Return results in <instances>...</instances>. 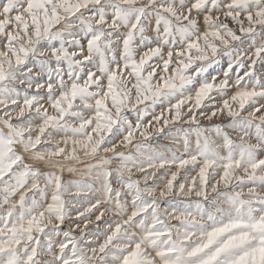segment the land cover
<instances>
[{
    "label": "snow or ice",
    "instance_id": "6c2138e0",
    "mask_svg": "<svg viewBox=\"0 0 264 264\" xmlns=\"http://www.w3.org/2000/svg\"><path fill=\"white\" fill-rule=\"evenodd\" d=\"M0 264H264V0H0Z\"/></svg>",
    "mask_w": 264,
    "mask_h": 264
},
{
    "label": "rangeland",
    "instance_id": "374dc122",
    "mask_svg": "<svg viewBox=\"0 0 264 264\" xmlns=\"http://www.w3.org/2000/svg\"><path fill=\"white\" fill-rule=\"evenodd\" d=\"M210 72H212L213 74H216V75H220V67L219 66H216L213 70H210ZM157 112H159V107H157ZM148 119H151V117H148ZM202 124H209V123H213V124H215V123H221V121H219V120H214V121H212V122H209V121H206V120H204V121H202L201 122ZM168 133V129H165V132H164V134H167ZM164 134H162V135H164ZM154 136H155V134H153ZM194 139V138H193ZM151 143L153 144V145H156V144H166L167 143V141L166 140H164L163 138H161V139H159V140H157V139H152V141H151ZM119 150H125V149H119ZM126 151V150H125ZM65 178L66 179H68V178H71V177H69V175L67 174V173H65ZM90 227H91V225H90Z\"/></svg>",
    "mask_w": 264,
    "mask_h": 264
}]
</instances>
